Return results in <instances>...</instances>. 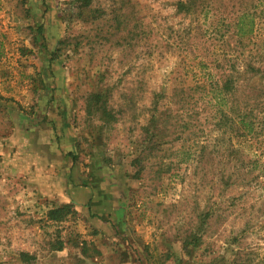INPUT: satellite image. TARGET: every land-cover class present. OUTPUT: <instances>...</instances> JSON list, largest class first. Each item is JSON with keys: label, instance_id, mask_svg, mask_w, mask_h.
<instances>
[{"label": "rangeland", "instance_id": "374dc122", "mask_svg": "<svg viewBox=\"0 0 264 264\" xmlns=\"http://www.w3.org/2000/svg\"><path fill=\"white\" fill-rule=\"evenodd\" d=\"M177 1L79 11L73 0H0V264H23L21 252L26 264H264V190L223 193L217 170L178 163L184 136L136 161L152 95L192 87L197 57L221 61L225 49L202 31L215 17L178 14ZM214 1L220 21L260 14L252 53L264 54V0ZM88 94L105 95L114 119L88 114ZM192 235L198 246L185 247Z\"/></svg>", "mask_w": 264, "mask_h": 264}, {"label": "trees", "instance_id": "16d2710c", "mask_svg": "<svg viewBox=\"0 0 264 264\" xmlns=\"http://www.w3.org/2000/svg\"><path fill=\"white\" fill-rule=\"evenodd\" d=\"M73 1L80 11L88 9L93 0ZM214 3V0H183L176 3L178 14L202 16L205 21L215 17L216 20L209 21L202 31L204 35L209 34L222 43L225 49L220 55L221 61L210 59L212 55L209 54L196 58L197 63L193 68L197 70V75H192V87H173L169 96L162 93L152 95L149 121L143 127V136L147 138L143 145L146 147L140 152L145 156L136 161L140 163L147 159V152L160 154L166 145L184 136L188 146L179 152L181 159H177L178 163L190 165L202 162L207 169L205 175L211 168L217 170L216 183L223 193L234 189L238 182L264 190V181L261 180L264 178V54L252 53L255 47L253 35L260 14L254 13V10H243L233 19L220 21ZM41 32L42 27L37 26L38 38ZM231 37L235 38L232 47L226 41ZM56 58L58 55L56 57L53 52L49 61ZM256 81L258 83L254 84ZM86 99L88 114L100 112L104 120L114 119L102 101H106L105 95L88 94ZM166 101L172 107L161 109ZM205 125L209 128L206 133ZM201 134L203 140L200 139ZM245 146L247 160L238 168L232 163L238 161L237 155H241V149ZM219 156L221 167H213L214 158ZM229 164L232 166L227 168ZM258 207L255 210L264 216V206ZM70 210L69 205L51 210L48 220L61 221L71 213ZM211 211L209 209L204 216L209 218ZM199 240V237L192 235L184 241V245L197 247ZM51 250L61 251L62 244L57 246V242L54 243ZM19 258L23 264L33 259L23 252L19 253Z\"/></svg>", "mask_w": 264, "mask_h": 264}]
</instances>
